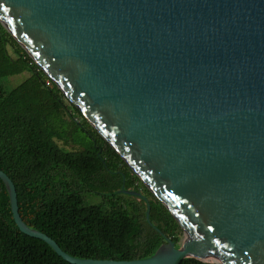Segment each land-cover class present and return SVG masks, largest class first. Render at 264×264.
Segmentation results:
<instances>
[{
    "label": "water",
    "instance_id": "1",
    "mask_svg": "<svg viewBox=\"0 0 264 264\" xmlns=\"http://www.w3.org/2000/svg\"><path fill=\"white\" fill-rule=\"evenodd\" d=\"M0 23L184 238L75 258L24 223L0 170L21 232L71 264H264V0H0Z\"/></svg>",
    "mask_w": 264,
    "mask_h": 264
},
{
    "label": "trees",
    "instance_id": "2",
    "mask_svg": "<svg viewBox=\"0 0 264 264\" xmlns=\"http://www.w3.org/2000/svg\"><path fill=\"white\" fill-rule=\"evenodd\" d=\"M0 170L14 184L24 223L70 256L138 260L166 239L180 244L182 229L164 205L1 23ZM0 264H71L17 228L1 179Z\"/></svg>",
    "mask_w": 264,
    "mask_h": 264
},
{
    "label": "rangeland",
    "instance_id": "3",
    "mask_svg": "<svg viewBox=\"0 0 264 264\" xmlns=\"http://www.w3.org/2000/svg\"><path fill=\"white\" fill-rule=\"evenodd\" d=\"M26 74H27V72H22L20 74H16V75L12 76V78L9 79V83H8L7 87L8 88L9 87H13V86L17 85L18 83H20L24 79V77H25ZM90 197H91V200L92 201H95V199H96L95 196H90ZM183 238H184V234L182 233L179 243H181V241L183 240ZM207 263L217 264V262H213V261H211V262L208 261Z\"/></svg>",
    "mask_w": 264,
    "mask_h": 264
},
{
    "label": "built area",
    "instance_id": "4",
    "mask_svg": "<svg viewBox=\"0 0 264 264\" xmlns=\"http://www.w3.org/2000/svg\"><path fill=\"white\" fill-rule=\"evenodd\" d=\"M217 264H220V263L217 262Z\"/></svg>",
    "mask_w": 264,
    "mask_h": 264
}]
</instances>
